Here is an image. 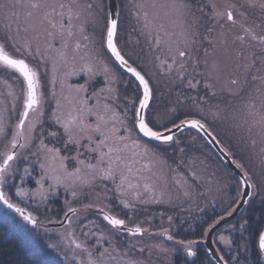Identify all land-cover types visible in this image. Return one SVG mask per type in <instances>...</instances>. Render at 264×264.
<instances>
[{"label":"rangeland","instance_id":"rangeland-1","mask_svg":"<svg viewBox=\"0 0 264 264\" xmlns=\"http://www.w3.org/2000/svg\"><path fill=\"white\" fill-rule=\"evenodd\" d=\"M11 3L27 7L25 17L21 16L17 7L13 9L16 16L13 23L9 17L11 8L8 0H0V44L18 57V54L26 52L22 43L30 42L27 47L34 52L26 59L38 73L40 103L31 109L24 123L23 135L17 137V125L27 99L25 81L19 73L0 62V127L4 129V133L0 134V164L5 153L16 149L14 160L4 174L3 191L12 188L15 195H8L11 200L45 224L61 220L68 207L78 210L68 217L69 221L64 226L44 228L39 225L35 228L45 234V242L62 256L66 264H88L89 252L98 257L99 252L105 249L104 264H129L130 260L140 264L174 263L172 256L176 250L156 235L164 230L158 229L162 225L157 224L155 219H161L162 213L174 207L180 210L197 206L198 210L200 203L206 205L204 210L218 209L217 218L212 220L214 222L237 204L241 196V182L217 159L205 140L192 130L178 134L172 144H161L170 152H160V156L155 153V145L139 138L138 131L136 133L133 127V116L127 117L126 114L137 110L141 88L138 90L135 87L131 76L114 63L107 50L92 45L93 40L97 43L107 35L106 0H76L72 14H77L78 32L73 21L71 28L64 21L62 26H58L59 32L74 30V37L69 43L76 48L71 51H60L59 44L47 49L43 44L45 39L33 37L36 30L45 31L41 25L38 26L41 24L40 6L33 7L39 0H11ZM124 3L131 11L132 0H124ZM89 4L91 8L87 7ZM262 5L264 0H204L203 9L197 8L195 1L191 8L185 9L184 4L171 0L167 7L170 11L168 20L174 24L169 25L167 30L152 32L147 27L144 37L137 42L136 37L130 43L122 42L120 34L116 39L120 50L123 49L124 55L147 76L155 91L147 114L150 121L155 114L158 121L155 127L162 130L163 125L170 127L172 122L178 123L194 116L206 120L222 140L224 148L246 170L256 185L252 197L258 195V198L264 197V124L260 122L264 115V41L246 35L245 29H251L257 37L264 36ZM229 6L235 23L228 21L226 16L215 14L224 12ZM177 7L183 11L176 12ZM202 21L206 22V26H202ZM61 37L69 39L67 35ZM102 42L106 49L105 40ZM181 51L186 52L184 57L179 56ZM182 69L189 76L179 80L176 71ZM165 74L170 79H166ZM189 81L195 87H190ZM95 93L98 95L95 96ZM54 114L64 119L75 116L78 124L82 122V128L74 129L78 143L69 142L66 148L63 147L67 136L62 133V126L54 123ZM97 125L101 129L99 132L95 131ZM49 132H57L58 137L53 138ZM14 138L19 141L15 145L18 149L13 146ZM61 138V143L54 141ZM42 142L49 148L55 147L50 145L52 143L59 146L60 155L68 158L63 161L64 168L60 167L59 160L45 159ZM94 148L97 150L92 151ZM146 148L150 151H145ZM179 154L184 156L186 164L183 169L184 172L187 169V173L180 181L181 186L175 190H172L171 183L161 181L163 187L158 188L156 192L159 194H156L165 199V204L160 208L149 194L151 189L145 190L143 185L147 178L141 173L149 177L152 156L160 157L156 168L173 167V161L180 162ZM110 160L114 178L98 175L101 170L109 168ZM42 164L45 167L42 168ZM87 165H94L95 169ZM76 167L81 169L78 178L69 176L68 173L76 174ZM17 176H22V179ZM99 178H103L104 182L101 183ZM122 180L123 186L120 187ZM129 184L133 187L129 188ZM21 189L24 190L25 200L19 196ZM73 192L76 196L72 195ZM134 193H139L138 198ZM4 194L10 202L5 191ZM82 195L87 198L85 203L79 199ZM59 197L63 202L61 212L57 208L56 212L47 208L49 200L57 201ZM39 200L44 201L45 215L35 210L34 205ZM122 200L133 207L122 211ZM88 205L102 206L122 217L129 214L150 233L123 234L105 223L104 219L87 212ZM41 211L44 212L43 209ZM212 222L200 234L199 241L205 238L204 234ZM186 231L191 234L189 239L178 241L196 239L195 234L192 235L193 229ZM235 231L232 224L213 235L220 252L232 258L237 248L233 240ZM221 236L225 240H220ZM258 241L259 236L257 242L254 241V247L244 243L243 253L251 255L256 247L260 250ZM175 243L188 256L186 246L177 241ZM77 244L83 247L77 248ZM205 250L204 246H196L194 260L201 252L206 253ZM180 254L183 255L181 251ZM205 256L208 258L207 253ZM180 259L183 261L180 264H196L189 263L184 256ZM208 259V264H211L213 259Z\"/></svg>","mask_w":264,"mask_h":264},{"label":"trees","instance_id":"trees-1","mask_svg":"<svg viewBox=\"0 0 264 264\" xmlns=\"http://www.w3.org/2000/svg\"><path fill=\"white\" fill-rule=\"evenodd\" d=\"M38 26H39V24H38ZM29 31H31V30H29ZM33 32H34V30H33ZM35 32L36 33L33 35V37L36 36V38L38 39V37L41 36V31L36 30ZM31 33H32V31H31ZM121 41L125 42L124 39H122ZM17 42H19V41H17ZM28 42H26V43L28 44ZM126 43H127V41H126ZM27 44L22 43V46L27 53L26 52H23V53L19 52L20 55L18 54V57L25 59L28 62V60L26 58L29 57V55H31V54L33 55L34 51L32 50V48L31 49L28 48ZM43 44H46V41ZM101 45L103 46V48L105 47L103 45V42H101ZM46 47H48L47 49H49L51 46L46 45ZM13 56H15V55H13ZM168 77H169V75L165 74V78L170 79ZM131 78H132L131 82L134 83L135 87H137V89L139 90L141 87L138 86L136 80L133 77H131ZM154 93H155V91H154ZM129 115H131V117H132L133 113L132 114H128V113L126 114L127 117ZM147 119H148V116H147ZM148 121H150V119H148ZM149 124L154 129H157L151 122ZM132 129H133V127H132ZM134 130H135V128H134ZM157 130H161V129H157ZM135 131L137 133V130H135ZM194 132H196L198 135H200L197 131H194ZM139 138H142V137L139 136ZM143 140L146 141L147 143L151 144V145L152 144L155 145L154 149L157 151V152L155 151V153L159 154V156H160V152L162 154L163 153L165 154V152H168V153L170 152V151H168V150H170L169 148H164L161 146V144H159L155 141H147L145 139H143ZM50 145L56 146L55 143L54 144L52 143ZM152 148H153V146H152ZM152 157H153V166L149 169V172H150L149 178L154 173L155 174L154 176H156L157 183L160 185V188L163 187V185L161 184V181L166 182V183L167 182L171 183L172 190L179 188L181 186L180 181L183 180V177L187 173L186 172L187 169H185V172L183 169L184 165L186 164V162L183 161L184 156L183 155L180 156V154H179L180 162L173 161V167L163 165L164 167L160 166L157 168H156L155 164H157V162L160 160V157L159 158L155 157V156H152ZM162 158H164V156H162ZM217 159H219V157H217ZM173 160H175V156L173 157ZM219 160L221 161V159H219ZM186 167H187V165H186ZM80 171H81V169H80ZM135 172L137 174H139V172L137 170H135ZM79 174H80V172L74 174L73 176L78 178ZM163 174H164V176H163ZM29 175H31V174H29ZM141 175L142 176L145 175L146 178L148 179V175H146L145 173H141ZM16 178L21 180L22 176L21 177L17 176ZM146 182L148 183V181H144V183H146ZM4 191L7 194V196L9 195L10 197H13V195H15V192H13L14 190L12 188L8 187L6 190L4 189ZM21 192L23 193L24 190H22ZM17 194H19V193L17 192ZM19 196L22 199V196L24 197V193L19 194ZM57 199H58L57 201H55V200L50 201L49 200L48 203L46 204L47 208L53 209V212H56V208L59 212H61L63 209V202L61 201V198L59 197ZM79 199H82L83 203H85L87 201V198L84 195H82ZM23 200H25V197ZM10 201L12 203H15L18 205V203L15 200H11V198H10ZM60 201H61V203H60ZM198 205H199L198 210L196 209L197 208V206H196L194 208L195 210L188 211V217L185 218L184 220H182L181 223L177 227V228L185 229L188 231L193 229L194 233H192V235L195 234L196 239L201 238L200 234H202L205 227L208 226L210 221L212 222V220H214L218 216V215H215V214H217L216 213V211L218 210L217 208H212L210 211H207V210L204 211L203 206L205 208L206 205L205 204L202 205L200 203ZM34 206L36 207L35 210L37 212H42V214L45 215V212L47 209L45 210L43 208L45 206L43 200L37 201ZM41 209H43L44 212L41 211ZM199 209L203 210V212L202 211L200 212ZM214 209H216V210H214ZM36 211H35V213H36ZM62 214L63 213H61L60 215H62ZM244 221H247V225L245 226V228L242 229L241 224ZM232 224L235 226V230H236L233 233V240H234V245H236L237 248L234 250V254L235 253L236 254H235V257H233V258L231 255L227 256L226 253L224 254V256L227 258L228 263L229 264H264V262L262 260V255H260V251L257 247L255 248V250L253 251V253L251 255H249L248 253H245V252L243 253V250L245 249L244 243L254 247L255 246V245H253L254 241L257 242L259 234L264 229V197L258 198V195H256V197H252V199L249 200V203L247 204V206L243 209L242 213L237 218L232 220V222L228 223L227 225H232ZM227 225H225V226H227ZM225 226H223V227H225ZM173 229H175V227ZM189 235H191V234H189ZM189 235L186 237V239H189V237H190ZM198 246L203 248V246L201 244ZM206 253L201 252L200 254H198V257L196 260H192V261L188 260L189 263L190 262L191 263L195 262L196 264H208V262L210 263V261L208 259L210 257L208 256V258H207L205 256ZM0 264H66V263L64 262L62 256L60 254H57L50 247V244L45 242V234L41 233L39 230H37L35 228H32L30 226V224H28V222L24 221L18 213L14 212L10 208L6 207L5 204L0 202ZM211 264H214L213 261H211Z\"/></svg>","mask_w":264,"mask_h":264},{"label":"snow or ice","instance_id":"snow-or-ice-1","mask_svg":"<svg viewBox=\"0 0 264 264\" xmlns=\"http://www.w3.org/2000/svg\"><path fill=\"white\" fill-rule=\"evenodd\" d=\"M33 7H39V5H33ZM61 7H63V5H61ZM88 8H91L92 5L89 4L87 5ZM213 8L216 7L215 4L212 5ZM262 7H264V5H262ZM216 15H220V16H226L228 21H232L233 23H235L234 20V16H233V12L231 10V6H229L224 12H216ZM114 16L116 15L115 13L113 14ZM117 28H118V20L116 18H112L109 23L106 25V29H107V48L111 50V52L115 55V58L120 61L121 64L125 65L127 67L128 72L133 73L134 76L138 79L139 81V85H142V98L139 99V108L141 110L147 109L149 107L150 101L152 99V88L150 87L149 84V79H146L144 75H141V73L139 71H137L135 68L131 67L128 65V61L125 59L124 55L121 54V51L117 48L116 43H115V37L117 34ZM245 34L246 35H251L253 39H260L261 41H264V36H259L257 37L256 34L254 32L251 31V29H245ZM240 39H243V37H239ZM186 55V52L181 51L179 52V56L180 57H184ZM0 62H2L3 66H7L11 69H16L19 71V73L23 76V78L26 79L27 81V101H26V108L27 109H34L39 103L40 100L37 96V84H38V80H37V76L38 73L33 70L32 68L29 67V65L25 62L24 59H16L13 58V56H11L6 50H5V46L3 44H0ZM181 67H183V65H181ZM235 83V81L233 82ZM189 86L190 87H195L194 84L191 83V81H189ZM173 111H175L173 109ZM133 127H138L139 131L141 133L144 134V136L146 137H150V138H154L157 141H163L164 143H168V142H172L173 141V135L172 133V129H179L182 125L185 124H190L193 125L195 127L198 128H203L204 125L201 123L200 120L197 119H187V120H181L179 122V124L172 122V127L169 128L166 125H163V131H157L154 130L153 127L149 126V123L151 122L154 126L158 125V121L156 119L155 114L153 115L152 121H148L145 119V117L141 114V112H136L135 109H133ZM28 116V111H24L23 112V117L26 119ZM139 117V119L137 120L136 118ZM53 121L55 124H59L62 126V133L64 135L67 136V141L63 142V147H67L68 143H78L79 141L76 139L75 134H74V129L76 128H82V122L81 123H77V117L73 116V117H69L67 119L62 118L59 115L54 114L52 117ZM261 124H264V115L261 116ZM24 126V119H21L19 121V124L17 125V127L19 129H23ZM101 129L99 127V125H97V127L95 128V131L99 132ZM4 133V129L2 127H0V134ZM165 133H169V134H165ZM50 136H52L53 138H57L58 137V133L57 132H49L48 133ZM23 135L22 131H18L16 133V136L19 137ZM89 139H91V137H89ZM18 139L14 138L13 139V146H15L18 143ZM103 141L100 142L101 145H103ZM42 148L44 150L45 153V159L51 160L53 162L59 160L60 161V167L64 168V163L63 161L68 159L67 157H63L60 155V148H56V147H51L49 148L47 145H43L42 142ZM97 149H92V151H96ZM145 151H150V149H145ZM15 153H5L4 156V161L2 164H0V187L3 186L4 183V174L7 172V170L9 169V162L12 161L15 157ZM79 156V153H77V157ZM81 164H83V161H80ZM111 160L109 161V168L107 170H101L100 172H98V175H105L108 176L109 179L114 178V173L112 171L111 168ZM240 166V165H238ZM41 167H45V165H41ZM86 167L90 168V169H95L94 165H87ZM242 167V166H240ZM53 171H55V169H52ZM76 173L80 172V169L77 168ZM69 176L74 175V173H68ZM57 182H60L59 179L57 178ZM87 182V181H86ZM123 186V180H122V184L120 187ZM252 187L253 189L256 187L255 184L252 185H245L244 187ZM129 188L133 187L131 184L128 185ZM147 187V186H146ZM23 194V193H21ZM73 196H76V192L72 193ZM245 195H247V193H245ZM134 196L136 198H138L139 193H134ZM239 196V194H238ZM0 200H3V202L9 207V208H15V210L19 213H21L22 216H24V219L27 221H30L32 224H36L37 221L35 219H33V217L28 214V215H24V211L20 208H17L15 205L10 204L9 201L5 198V194L0 191ZM122 204H124V207L126 208H132L133 205L131 203H128L126 201H121ZM86 207H92V205H88ZM77 212V209L72 208V207H68L67 211L64 213V215L67 217L68 213H73L75 214ZM232 213L229 212L228 215H231ZM104 220L108 221L109 224L117 229L119 228H125L126 227V221L124 219H120L117 218L116 216L109 214H105L104 215ZM169 219H171V217H169ZM220 219H224V217H220ZM219 220L214 221L213 224L209 225V230L215 227V224H218ZM247 225V221L242 222L241 224V228H245V226ZM129 231L133 232V234L136 233H143L146 231V229L141 228L139 225H137L134 229H128ZM164 233L167 235V229L164 230ZM170 240L173 239L172 236L169 235L168 237ZM220 240H225L224 236L220 237ZM230 243V241H228ZM178 244L180 245H185L187 248V254L189 256H196L197 253L195 251L192 250V246L197 244L198 241L196 240H188L187 242L180 240L177 241ZM77 248L83 247V245L81 244H77L76 245ZM259 248L261 250H264V232H261L259 234ZM107 250L105 249L104 251L99 252L98 257H94L93 254L91 252L88 253V264H104V260L103 257L106 255ZM220 260L222 261V264H228L227 260H224L223 257H220ZM129 264H140L139 261H135V260H130Z\"/></svg>","mask_w":264,"mask_h":264},{"label":"flooded vegetation","instance_id":"flooded-vegetation-1","mask_svg":"<svg viewBox=\"0 0 264 264\" xmlns=\"http://www.w3.org/2000/svg\"><path fill=\"white\" fill-rule=\"evenodd\" d=\"M118 1H120V4H119L120 17L118 21L119 25H118V31H117L118 32L117 39H118V35L120 34L121 40L124 39L125 42L127 41L128 43H130L132 42L131 40L135 39V37H136V42H137V41H140V38L144 37L145 35L144 32L147 27H149V29L152 32L153 31L156 32L161 29L167 30L169 28V25L174 24V22H171L170 20H168L170 18V11L167 9V7H168V1H171V0H132L133 2V7L131 10L132 12L129 11L127 5L124 3V0H118ZM176 1L180 2L181 4H184L185 9H187V7L188 9L191 8L193 6L194 1H195L197 8L203 9L202 7L204 5V0H176ZM8 2L11 8L9 17L13 20V23L16 18L15 12L13 11V9L16 10V8L18 7L19 11L21 12V16L25 17V13H26L25 10L27 7H24L21 4H15V6H13L11 3V0H8ZM75 2L76 0H39L38 4L41 9V14H39L41 15V18H39L41 24L39 23V25H41L42 29L45 30V31H41L40 37L45 39L46 45L55 46L59 44L58 47H60L59 48L60 51H65V49L66 51L68 50L71 51L72 48H76V46H74L73 43H71V45L69 43L70 39L74 37V34H73L74 30L70 29L65 32H63V30L60 32L57 30L58 26L61 25L62 21L67 23L66 25H68L70 28L71 26H73L72 25V21H73V23L75 24L77 28V32L79 31V24L77 23V14H75V16L74 14H72L73 10H75L74 8V5L76 4ZM135 4H137L138 6L136 7ZM61 5H63V7H61ZM179 11H183V9H181L180 7H177L176 12L179 13ZM20 12H17L19 16H20ZM171 13L173 15L172 11ZM67 14L69 15V18ZM193 20L196 21L197 19L193 18ZM198 21L200 22L201 20H198ZM182 23L184 24L186 22H182ZM203 25L206 26V22L202 21V26ZM63 34L64 36L66 34L69 39L65 40L63 37H61ZM51 37H54V38H51ZM104 39L105 38L99 39L97 43H95V40H93V44H92L93 47L94 48H96V46L99 48L103 47L101 45V42L104 41ZM61 47L65 49H62ZM121 51H122V54L124 55L123 49ZM124 56L129 59L127 55H124ZM176 72L178 76L180 77L179 80H182L184 76H189V74H187L184 69H182L180 72L179 71H176ZM94 95L97 96L98 94L95 93ZM202 120L208 125L206 120L204 119ZM212 132L216 136V138H219V140L223 144L220 137H218V135H216L213 130ZM98 136H100V134H98ZM56 140L57 139H54V141ZM60 141L62 140L60 139L59 141L57 140L56 142L59 143ZM90 158L91 157H89V159ZM154 175L155 174L153 173L150 176V178L148 177L147 179L148 183L146 182L143 186L145 190L151 189V192L149 194L152 195V198L155 201L154 203L157 206H160L161 208L162 205L165 204L164 202L165 199L157 195L159 193H157L156 190L160 188V185L157 183V178ZM99 179L101 180V183L104 182L103 178H99ZM96 180H97V183H99L98 178H96ZM105 191H107V188L105 189ZM122 207H123L122 211L127 210V208L124 207L123 205ZM192 210H195V209L192 208L191 206H188V208H181L180 210H176V207H174V208H171L169 211L166 210V212L162 213L160 215L161 219H157L158 217L155 219V221L156 220L158 221L157 224L162 225L161 228H158L159 230L167 229V235L165 233H159L158 236H160V238L163 239V241L167 244V246L168 245L173 246L174 249L176 250L175 252H173L174 255L172 256V259L174 260V263L172 262V264L182 263L183 261L180 259L181 256H184L189 261L191 260L190 258H188V256L184 253L183 249L180 248L179 245L177 247L175 246L176 244L175 242L178 241L179 239H185L188 236L187 234L188 232L185 229H181L177 227L181 223L182 220L188 217V211H192ZM199 210L200 212L201 211L203 212V210L201 209ZM87 212H92L95 216H97L100 219L101 218L104 219L103 218L105 215L104 212H109L110 214H112L108 209H105L104 207L98 206V205H92V207H87ZM114 215L117 216L116 214ZM117 217L124 219L126 221V225L128 226L134 227L135 225H139L138 221L135 220V217H130L129 214L128 216H125L123 218L121 215ZM169 217H171V219H169ZM34 219H36L37 224L46 226V224L43 223V221L39 217H35ZM104 221L105 223H107L106 220ZM139 226L142 228L141 225ZM174 227L175 229H173ZM145 234H149V232L146 231L142 235H145ZM169 235L172 236L173 239L168 240L167 237H169ZM195 240H199V239H195ZM180 251L182 252V254L184 253L185 255L184 254L181 255Z\"/></svg>","mask_w":264,"mask_h":264},{"label":"water","instance_id":"water-1","mask_svg":"<svg viewBox=\"0 0 264 264\" xmlns=\"http://www.w3.org/2000/svg\"><path fill=\"white\" fill-rule=\"evenodd\" d=\"M107 1V12H108V23L109 21L112 19V18H116L117 20H119V16H120V12H119V1L118 0H106ZM116 14L115 16L113 14ZM119 24V22H118ZM118 30V28H117ZM106 34H107V31H106ZM107 36V35H106ZM116 37H117V34H116ZM116 37H115V43H116ZM105 45H106V49L109 53V55L112 56V58L114 59L115 63L121 67V69L127 73L129 76L133 77L138 86L141 87V96L140 98H142V85H139V81L138 79L134 76L133 73H130L128 72L127 70V67L123 64L120 63V61H118L116 58H115V55L111 52L110 49L107 48V39L105 38ZM117 48L119 49L118 47V44H116ZM120 50V49H119ZM9 53V52H8ZM10 54V53H9ZM122 54V53H121ZM11 55V54H10ZM12 56V55H11ZM125 57V56H124ZM13 58H16L13 56ZM16 59H22V58H16ZM126 59V58H125ZM25 60V59H24ZM128 61V65L135 68L137 71H139L141 73V75H144L142 73V71L137 68L135 65H133L128 59H126ZM25 62L28 64V62L25 60ZM30 68H32L30 66V64H28ZM14 71H16L17 73H19L18 70L16 69H13ZM20 74V73H19ZM20 76L22 77L23 81H25V86H26V92L28 91L27 89V81L25 78H23V76L20 74ZM145 78L147 79V77L145 76ZM150 84V82H149ZM150 87L152 88L151 84H150ZM37 96H38V91H37ZM27 101V99H26ZM26 101L24 102V111H28V116L30 115V111L31 109H27L26 108ZM153 101V88H152V99L150 101V104H149V107L151 105ZM147 108V109H144V110H141L139 108V102H138V105L136 107V112H141V114L145 117L146 120H148L146 117H147V112L149 111L150 108ZM23 112H22V117L21 119H24V123L25 121L27 120V118L25 119L23 117ZM137 120L139 119V117L136 118ZM187 119H197V120H200L201 123L204 125L203 128H198V127H195L193 125H190V124H185V125H182L179 129H175L173 128L172 129V135H173V141L172 142H168L166 144H172L176 138V136L182 132H184L185 130H188V129H192V130H196L200 133V135L205 138V140H207L208 144L211 146L212 149H214V151L216 152V154L219 156V158L223 161L224 165L229 169L231 170L234 175L238 178V180H240L241 184H242V187H241V197L240 199L238 200V203L231 209V215H228L225 214V215H222L221 217H224V219H216L215 221L219 220V223L218 224H215V227L210 229L209 228L207 229V231L205 232L204 236L205 238L203 240H196L198 241L197 244L193 245L192 246V250L195 251L196 249V246L197 245H200L202 244L205 248H206V251L209 255V257H211V259H213L214 263L215 264H222V261L220 260V257H223L218 249V247L215 245V242H214V233L219 230L222 226L232 222V220H234L235 218H237L242 210L244 209V207L247 205V203L249 202L248 200L251 199L252 197V194L254 192L253 188L248 186V187H244L245 185H252L254 184L252 180H250L249 178V175L248 173L246 172L245 169H243V167H240L238 166V164L236 163L235 161V158H233V155L230 153L229 150H226V148H224V146L222 145V143L220 142V140L218 138H216V136L213 134L212 130L210 129V127L207 126V124H205V122L203 120H201L200 118H197V117H194V118H185L184 120H187ZM179 124V123H177ZM150 126V125H149ZM24 127V126H23ZM172 127V126H171ZM169 127V128H171ZM136 130L138 131L139 135L144 137L146 140L148 141H156L160 144H163L164 142L163 141H157L155 140L154 138H150V137H146L144 136L143 133H141L139 131V128L138 127H135ZM23 129H19V131H22ZM156 130V129H154ZM159 131V130H157ZM163 131V130H162ZM165 134H169V133H165ZM11 153H16V149L12 150ZM11 162V161H10ZM9 162V163H10ZM3 163V162H2ZM1 163V164H2ZM0 191H1V187H0ZM3 192V191H2ZM245 193H247V195H245ZM1 202H3V200H0ZM10 203V202H9ZM5 204V203H4ZM11 204V203H10ZM6 205V204H5ZM7 206V205H6ZM8 207V206H7ZM9 208V207H8ZM18 208V207H17ZM12 210H15V208H10ZM16 211V210H15ZM24 211V215H28L29 212L26 211V210H23ZM71 213H68L67 217H65L62 222H58V223H55V224H49L50 227H55V228H58L59 226H63L65 225L66 223H68V217L70 216ZM104 214H109L108 212H104ZM21 215V213H20ZM22 216V215H21ZM24 218V216H22ZM30 222V221H29ZM31 223V222H30ZM214 222H212L211 224H213ZM210 224V225H211ZM32 226H35L34 224L31 223ZM136 226H134L135 228ZM134 228H131V227H128L126 226L125 228H119L122 232L123 231H126V232H129L130 234L133 235V232L129 231L128 229H134ZM147 231V230H146ZM145 231V232H146ZM143 232V233H145ZM264 232V230H263ZM143 233H136V234H143ZM160 233H164V232H160ZM168 238V237H167ZM258 244H259V241H258ZM186 248V247H185ZM187 249V248H186ZM261 250V249H260ZM261 254L263 255V261H264V250H261ZM189 256V255H188ZM190 258H194L195 256H189ZM224 260L225 257H223Z\"/></svg>","mask_w":264,"mask_h":264}]
</instances>
